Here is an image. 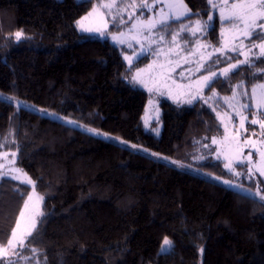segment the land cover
Segmentation results:
<instances>
[{"label": "trees", "instance_id": "1", "mask_svg": "<svg viewBox=\"0 0 264 264\" xmlns=\"http://www.w3.org/2000/svg\"><path fill=\"white\" fill-rule=\"evenodd\" d=\"M97 1L102 0H0V90L188 161L199 139L221 132L214 110L200 99H161L154 121L159 134L146 130L141 117L148 94L129 75L149 56L128 65L125 47L78 31L77 19ZM184 1L189 14L168 26L211 13L208 0ZM220 27L215 14L201 38L219 44ZM214 59L212 68L237 55ZM262 61L216 77L206 91L229 93L239 81L249 89L264 80ZM1 148L14 151L16 165L43 196L32 242L26 243L45 264H264L262 198L33 110H16L0 98ZM196 165L230 176L221 160ZM30 189L0 175V245L7 244ZM165 237L171 247L160 252Z\"/></svg>", "mask_w": 264, "mask_h": 264}, {"label": "rangeland", "instance_id": "2", "mask_svg": "<svg viewBox=\"0 0 264 264\" xmlns=\"http://www.w3.org/2000/svg\"><path fill=\"white\" fill-rule=\"evenodd\" d=\"M175 2H178V0H145L143 3H147L151 7L142 8L140 4L136 3L123 5L118 4L116 0L97 1L87 13L77 19L76 27L80 33L100 39H108L118 46L125 47L122 56L128 65H131L145 54L149 56L147 63L134 69L129 75V81L134 86L144 89L148 94L141 117L146 130H150L156 135L159 134L160 124L156 125L154 121L160 117L159 101L161 99L176 103H189V100L193 102L200 99L214 110L221 132L199 139L197 147L188 161H179L160 152L150 150L141 143L127 141L111 133L89 127L76 119L53 112L2 90H0V98L11 102L16 110L19 108L30 109L87 132H89L87 130L89 128L95 129L101 134L89 133L116 142L124 147L146 153L175 167L189 170L216 182L224 184L223 181L228 180L231 185H239L240 187L224 185L262 198L264 197V175H261L257 169L264 167V157L261 156V153H264V133L261 132L259 123L250 124V121L252 119H264V116L261 115V113H264V107L258 109L251 98L253 86L264 83V80L254 83L249 89L243 85L242 81L236 82L232 85L229 93H221L215 88L206 91L207 88L201 87V85L203 76L209 75L210 72H216L217 77L223 76L220 75L222 69L228 67L229 64L243 61L245 56L239 54L240 50H243L253 62L258 60L256 57H260L259 48L254 47V45H259L264 41L254 37L251 42L243 40L241 44V33L233 27V22L222 21L220 18V7H223V0H212V3L219 7L213 8L211 5V13L205 20L183 23L176 28L168 26L166 23L170 20H178L175 18L174 13L183 10L169 9L168 4ZM183 2L186 5L184 0ZM232 2L234 0H229V3ZM105 4H114L115 6L109 9L103 6ZM215 14L221 23V41L217 45L201 38L213 23ZM185 16H181L180 19ZM209 16L213 17L211 21H209ZM78 21L82 22L86 28H99L103 34L97 31H83L77 23ZM161 21L164 23L162 24ZM198 21L203 26L202 30L199 31L196 30ZM151 23H154L155 27H149ZM182 27L191 29V31H182ZM114 36L117 37L116 40L113 39ZM174 36L175 40H173ZM119 40L124 42L119 43ZM233 46H237L238 50L235 52L230 51ZM217 49L220 51H217ZM248 49H252V51L249 52ZM224 53H235L237 59L212 68L211 63H215L214 57L223 56ZM126 56L130 57L131 61L125 59ZM141 69H144V71L140 73L139 80H133V77ZM202 70L204 72H201ZM140 80L143 83L139 82ZM238 84L241 86L236 87ZM259 92L260 90L257 89V95H259ZM243 104L249 105L250 108H241ZM242 116L248 117V120L243 122V126H241ZM68 120L74 121V123H69ZM153 153L156 155H153ZM15 158L14 151L0 149V165H3V167H0V175L17 177L15 179L20 182L28 178L31 179L25 171L16 165ZM203 160H221L224 169L230 173V176H221L198 167L196 163ZM173 161L176 163H173ZM229 162L232 164L231 170L225 168V164ZM17 169L20 171H16ZM236 173H240V175H236ZM216 177H220V179L218 180ZM30 186L31 189L21 207L24 216L20 217L19 213L17 218V220H20V228L17 229L18 235L32 230L33 221L36 223L41 213L43 196L33 189L32 185ZM242 189L247 191H242ZM29 195L32 196L31 200H28ZM41 197L42 199H40ZM26 200L28 207L24 208ZM165 238L170 240L168 237ZM162 245L163 242L160 246V252H164L161 250ZM28 247L26 243V247L18 248L14 242L13 246L8 248L7 254L0 256V264H45L44 257L39 256L35 251L32 252ZM14 250L19 254H14Z\"/></svg>", "mask_w": 264, "mask_h": 264}, {"label": "snow or ice", "instance_id": "3", "mask_svg": "<svg viewBox=\"0 0 264 264\" xmlns=\"http://www.w3.org/2000/svg\"><path fill=\"white\" fill-rule=\"evenodd\" d=\"M209 4L212 5L213 8L219 7L216 4L212 3V0H208ZM106 8H112L113 6H115L114 4H105L103 5ZM140 7L142 8H147V7H151V5L147 4V3H143L140 5ZM169 9H183L182 11H176L174 13V16L176 19H180L181 16L187 15L188 14V9H187V5L184 4L183 0H178V2L175 3H169L168 4ZM220 18L222 21H229V22H233V27L237 28L242 36V40L240 41L241 44L243 43V40H249L251 42V40L255 37L256 39H260L262 41H264V0H234V2L229 3V0H223V7H220ZM213 19L212 16H209V21H211ZM81 29L83 31L86 32H93V31H97V32H101V34H103V32L97 28V29H92V28H86L82 22L78 21L77 22ZM161 23L163 24L164 22L161 21ZM149 27H155L154 23H151L149 25ZM203 26L200 25V22H197V28L196 30H202ZM181 30H189L191 31V29H185L184 27L181 28ZM194 34V33H193ZM22 33L21 32H17L15 33L16 38L19 40L21 37ZM114 40L117 39L116 36L113 37ZM161 39H163V37H161ZM173 40H175V36L173 37ZM119 43H123V40H119ZM254 47H258L259 48V53H260V57H264V42H261L259 45H254ZM238 48L237 46H233L230 51H237ZM217 51H220L219 49H217ZM249 52L252 51V49H248ZM226 55V53H224ZM240 55H244L245 59L243 61H238L236 64H229L228 67L224 68L221 70L220 75H223L225 77H227L229 75L230 72H232L233 70L237 69L238 66L240 64H246L249 67H255V64L253 63V60L249 58L248 55H246V53L243 50L239 51ZM260 57H256V59H259ZM125 59L131 61L130 57H125ZM230 59V58H229ZM216 62H219L218 60ZM264 62V61H262ZM151 67V66H149ZM144 69L139 70V72H137L136 76L133 77V80H139V76L140 73L143 72ZM258 71H264V70H258ZM256 75V74H254ZM217 77V73L216 72H210L209 75L203 76L202 77V85L201 87H206L211 89L212 85L215 83V78ZM139 82L143 83L142 80H140ZM241 85L238 84L236 85V87H240ZM257 89L260 90L259 95H257ZM252 100L255 102V106L259 109L261 107H264V83H260L257 85H254L252 88V96H251ZM8 99V98H5ZM189 103H191V101H188ZM241 108L244 109H249L250 106L247 104H243L241 105ZM262 116H264V113H261ZM248 120V117L246 116H242L241 117V126H243V122ZM69 123H74V121L68 120ZM260 124V129L261 132L264 133V119L261 120H257V119H252L250 121V124ZM89 132H92L94 134H101L98 133L97 130L95 129H87ZM215 142V141H214ZM133 147H135V145H133ZM14 155V154H13ZM153 155H156L155 153H153ZM251 156V154H249ZM261 156L264 157V153H261ZM251 163V161H249ZM173 163H176L175 161H173ZM183 167V165H181ZM0 167H3V165H0ZM225 168H228L229 170L232 169V164L231 162L226 163L225 164ZM261 175H264V167L258 168L257 169ZM16 171H20L19 169H17ZM25 176L27 175L26 173L24 174ZM236 175H240V173H236ZM14 179L17 177H13ZM216 179H220V177H216ZM23 183H27L33 186V189L35 188V184L34 182L28 178L25 181H22ZM224 184L230 185V186H235V187H240L239 185H231L230 181L228 180H224L223 181ZM242 191H247L242 189ZM255 195V194H252ZM32 196L29 195L28 196V200H31ZM42 199V197L40 198ZM262 199H264V197H262ZM28 207V202L27 200L25 201L24 204V208ZM24 216V211L21 210L20 212V217ZM20 228V220L18 219L16 222V226L12 229L11 232V236L7 241V245L3 246L0 245V256L6 255L7 254V250L8 248H11L15 242L16 246L18 248H22V247H26V242L27 243H31V237H33V230L36 228V223L35 221H33L32 225H31V229L29 231L26 232H22L18 235L17 229ZM171 247V241L168 240L167 238L164 239L163 241V245H162V251L167 250L168 248ZM14 254H19L18 252H16L14 250Z\"/></svg>", "mask_w": 264, "mask_h": 264}]
</instances>
